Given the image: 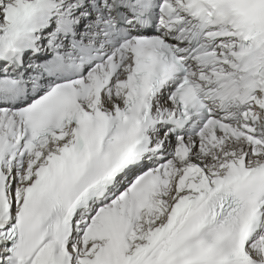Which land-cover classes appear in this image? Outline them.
Returning a JSON list of instances; mask_svg holds the SVG:
<instances>
[{
	"label": "snow or ice",
	"instance_id": "obj_1",
	"mask_svg": "<svg viewBox=\"0 0 264 264\" xmlns=\"http://www.w3.org/2000/svg\"><path fill=\"white\" fill-rule=\"evenodd\" d=\"M0 264H264V0H0Z\"/></svg>",
	"mask_w": 264,
	"mask_h": 264
}]
</instances>
